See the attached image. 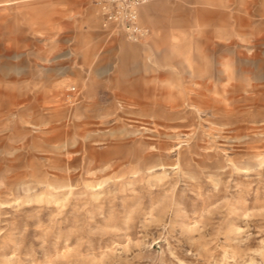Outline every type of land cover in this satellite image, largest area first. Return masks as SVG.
I'll use <instances>...</instances> for the list:
<instances>
[{"label":"rangeland","instance_id":"1","mask_svg":"<svg viewBox=\"0 0 264 264\" xmlns=\"http://www.w3.org/2000/svg\"><path fill=\"white\" fill-rule=\"evenodd\" d=\"M0 0V264H264V0Z\"/></svg>","mask_w":264,"mask_h":264},{"label":"built area","instance_id":"2","mask_svg":"<svg viewBox=\"0 0 264 264\" xmlns=\"http://www.w3.org/2000/svg\"><path fill=\"white\" fill-rule=\"evenodd\" d=\"M153 0H91L106 31L122 32L133 41L143 40L149 29L139 19V7Z\"/></svg>","mask_w":264,"mask_h":264}]
</instances>
